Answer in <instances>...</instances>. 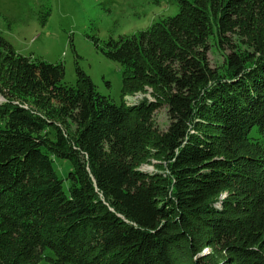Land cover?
Listing matches in <instances>:
<instances>
[{
	"label": "trees",
	"instance_id": "16d2710c",
	"mask_svg": "<svg viewBox=\"0 0 264 264\" xmlns=\"http://www.w3.org/2000/svg\"><path fill=\"white\" fill-rule=\"evenodd\" d=\"M178 3L138 34L95 40L121 65L120 104L0 34V264H188L205 246L264 264V155L248 152L264 149V0ZM140 93L152 98L122 101Z\"/></svg>",
	"mask_w": 264,
	"mask_h": 264
},
{
	"label": "rangeland",
	"instance_id": "374dc122",
	"mask_svg": "<svg viewBox=\"0 0 264 264\" xmlns=\"http://www.w3.org/2000/svg\"><path fill=\"white\" fill-rule=\"evenodd\" d=\"M179 0H20L21 10L8 9V0H0V34L24 56L42 58L65 67L64 82L77 83L79 67L96 85L98 91L109 96L116 103L121 102L122 68L118 62L108 59L96 46L95 40L103 46L105 42L120 36L138 34L151 25L174 16L179 11ZM8 2V3H7ZM7 3V4H6ZM6 8V11H3ZM10 18H5V15ZM227 49L212 37L208 56L213 65L226 66ZM150 94L125 96L122 101L136 104ZM2 94L0 92V103ZM154 124L165 130L170 124L165 106L154 113ZM264 147V140L261 144ZM248 151V150H247ZM252 155H264L263 150L250 147ZM261 158V157H260ZM264 158V156H263ZM264 162V161H263ZM58 172L65 174L69 163L57 160ZM250 165L251 171L256 170ZM143 169H157L155 161L144 163ZM229 195L222 193L220 199ZM188 264H231L224 252H217L205 246L190 256ZM40 264H47L43 260ZM187 264V263H186Z\"/></svg>",
	"mask_w": 264,
	"mask_h": 264
}]
</instances>
